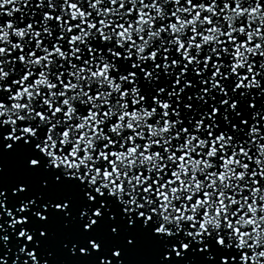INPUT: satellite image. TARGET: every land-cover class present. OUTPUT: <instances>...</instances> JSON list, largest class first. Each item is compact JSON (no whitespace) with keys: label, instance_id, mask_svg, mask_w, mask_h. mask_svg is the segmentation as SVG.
Returning <instances> with one entry per match:
<instances>
[{"label":"snow or ice","instance_id":"6c2138e0","mask_svg":"<svg viewBox=\"0 0 264 264\" xmlns=\"http://www.w3.org/2000/svg\"><path fill=\"white\" fill-rule=\"evenodd\" d=\"M0 264H264V0H0Z\"/></svg>","mask_w":264,"mask_h":264}]
</instances>
